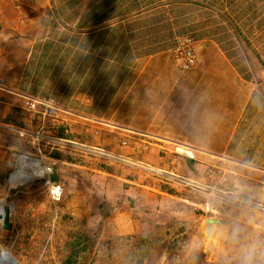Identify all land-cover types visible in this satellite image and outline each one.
Here are the masks:
<instances>
[{"label": "crops", "instance_id": "obj_1", "mask_svg": "<svg viewBox=\"0 0 264 264\" xmlns=\"http://www.w3.org/2000/svg\"><path fill=\"white\" fill-rule=\"evenodd\" d=\"M211 4L0 0V120H19L24 96L50 98L69 126L78 123L72 131L96 132L98 144L104 136L100 156L110 170L127 162L132 165L122 167L125 175L140 168L160 170L167 178L181 173L184 187L200 179L187 158L199 175L204 161L261 168L264 159L259 162L257 154L263 155L264 143H253L254 88L241 77L244 68L233 65L229 46L215 43L225 34L196 32V64L190 69L183 70L175 58L180 39L191 35V7ZM237 33L244 43L252 39ZM105 132H113L110 139ZM62 136L71 145L78 142ZM179 147L194 156L179 154ZM110 170L107 175H119ZM119 179L134 184L135 178Z\"/></svg>", "mask_w": 264, "mask_h": 264}, {"label": "rangeland", "instance_id": "obj_2", "mask_svg": "<svg viewBox=\"0 0 264 264\" xmlns=\"http://www.w3.org/2000/svg\"><path fill=\"white\" fill-rule=\"evenodd\" d=\"M211 2L209 7H191L189 36L194 40L196 32L217 30L225 34L215 43L222 49L229 46L233 65L244 68L240 75L254 88L253 143H264V0ZM233 24L252 39L244 43ZM22 105L19 120H0V204L10 206L12 224L5 230L0 223V248L9 252L13 264H61L74 249L77 264H237L230 249L264 239V165L249 169L204 161L205 167L198 169L203 175L197 172L200 179L189 187L182 186L181 173L167 178L160 170L133 166L143 174L125 175L122 167L132 164L110 170L97 151L104 136L98 144L96 132L91 136L82 127L75 133L78 123L69 126L62 111L47 118L40 133L38 115L23 113ZM105 133L106 139L113 135ZM62 135L78 142L60 141ZM90 145L96 150L89 151ZM53 152L58 159L51 157ZM14 154L33 156L43 168L56 166L58 201L50 198L47 174L32 176L27 183L10 182L18 170L12 167ZM257 155L261 162L264 153ZM175 161L181 166V160ZM109 170L120 177L107 175ZM124 176L135 178L134 184L123 183L119 178ZM208 219L222 223L211 228ZM233 229L238 230L237 241L226 247L223 236Z\"/></svg>", "mask_w": 264, "mask_h": 264}, {"label": "built area", "instance_id": "obj_3", "mask_svg": "<svg viewBox=\"0 0 264 264\" xmlns=\"http://www.w3.org/2000/svg\"><path fill=\"white\" fill-rule=\"evenodd\" d=\"M195 44V40H193V38L191 37H183L182 39H180L178 45L175 47L174 52H175V58H178L181 62V68L183 70H187L192 68L195 64H196V56L194 54V48L193 45ZM23 98V105L21 110L27 113H31L33 114V116L38 115L37 117L41 120L40 122L42 123L40 125V133H43V122L47 119V118H53L56 117L57 113H59L61 111L60 108H58L57 105H55L53 103V101L50 98L47 97H42V98H33V97H28V96H24ZM33 118V117H32ZM35 119V118H33ZM99 150V149H97ZM98 152H102V151H98ZM103 153V152H102ZM15 156V160L14 163L12 164V167L18 169L16 176L13 178H11L10 175V179L13 181H18V180H22V176H20L19 174L26 169V167H24V163L25 160H28L30 163L32 162L33 165L35 162H37L39 165H41L40 160L33 158V156H28V155H24L22 154V156H20L19 158H17V154H14ZM31 165V164H30ZM34 168V167H33ZM34 172H35V168H34ZM51 172V167L47 166L45 168H43L42 170V174H50ZM14 173V172H13ZM47 184L49 185V192H50V198L53 201H58L60 199V195H61V190L60 187L58 185H54L50 180L49 177L47 179ZM7 261V260H5ZM8 262V261H7ZM9 264V263H8Z\"/></svg>", "mask_w": 264, "mask_h": 264}, {"label": "clouds", "instance_id": "obj_4", "mask_svg": "<svg viewBox=\"0 0 264 264\" xmlns=\"http://www.w3.org/2000/svg\"><path fill=\"white\" fill-rule=\"evenodd\" d=\"M60 141H63V139L60 138ZM92 150H96V148L89 147V151ZM53 165H50L51 171ZM50 174L48 175L49 180H50ZM44 175L45 174L40 176H44ZM237 231H238L237 229H233L230 234L225 233V235L223 236V242L226 245V247L230 246L233 242L237 241ZM230 250L234 253L237 264H264V239L256 237L252 240V242L247 243L241 248H239V250L236 249H230ZM6 252L9 253L8 251ZM0 264H8V262L5 261L3 258H0Z\"/></svg>", "mask_w": 264, "mask_h": 264}, {"label": "bare ground", "instance_id": "obj_5", "mask_svg": "<svg viewBox=\"0 0 264 264\" xmlns=\"http://www.w3.org/2000/svg\"><path fill=\"white\" fill-rule=\"evenodd\" d=\"M177 151L179 152V153H183V154H185V155H187L188 157H193L194 155H193V152L191 151V150H189V149H185V148H183V147H179L178 149H177ZM31 164V165H30ZM24 165H27L28 166V169L27 170H23L19 175L20 176H22V182L23 183H27L29 180H31V177L32 176H40L41 174H42V170H43V167L41 166V165H39L37 162H35L34 163V165H33V163L31 162H29L28 163V160H25V163H24ZM33 167H36V169H35V172H34V168ZM29 170V171H28ZM16 174H17V172H14V173H12V175H11V178H12V180H13V178L16 176ZM11 179H10V182L12 181ZM12 183V182H11ZM2 206H3V203H1L0 204V216L3 214V210H2ZM1 222V221H0ZM211 223H213V224H211ZM220 223H222V221L220 222V221H214V222H210V224L208 225V227H211V228H213V226L212 225H218V224H220ZM220 226V225H219ZM218 226V227H219ZM223 226V225H222ZM210 229V228H209ZM212 231V230H211ZM0 258H3L4 260H7L8 261V263L9 264H13V262H11V260H12V258H11V256H10V254L9 253H7L4 249H2V248H0Z\"/></svg>", "mask_w": 264, "mask_h": 264}, {"label": "water", "instance_id": "obj_6", "mask_svg": "<svg viewBox=\"0 0 264 264\" xmlns=\"http://www.w3.org/2000/svg\"><path fill=\"white\" fill-rule=\"evenodd\" d=\"M50 180L52 183L54 184H59V175L57 173V169L56 166L53 165L52 166V171L50 174ZM2 210H3V214L0 216V223L3 229L5 230H10L11 229V222L9 221V217H10V206L7 204H3L2 206ZM214 221H220L218 219H208L207 222L210 224V222H214ZM213 224V223H211Z\"/></svg>", "mask_w": 264, "mask_h": 264}, {"label": "trees", "instance_id": "obj_7", "mask_svg": "<svg viewBox=\"0 0 264 264\" xmlns=\"http://www.w3.org/2000/svg\"><path fill=\"white\" fill-rule=\"evenodd\" d=\"M58 156H59V153L53 152L51 157L55 158V159H58ZM186 161H187L188 167L190 169H192L194 174H195V176H197V172L195 171L194 167L192 166L193 160H190V159L187 158ZM76 251H78V250L74 249L65 259H63L61 261V264H77L78 262H76V260L73 259Z\"/></svg>", "mask_w": 264, "mask_h": 264}]
</instances>
